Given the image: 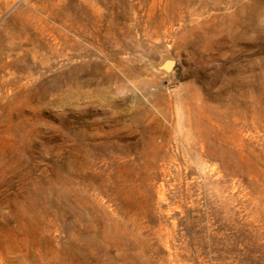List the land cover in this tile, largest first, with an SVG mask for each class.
Returning a JSON list of instances; mask_svg holds the SVG:
<instances>
[{
  "label": "rangeland",
  "instance_id": "374dc122",
  "mask_svg": "<svg viewBox=\"0 0 264 264\" xmlns=\"http://www.w3.org/2000/svg\"><path fill=\"white\" fill-rule=\"evenodd\" d=\"M262 260L264 0H0V264Z\"/></svg>",
  "mask_w": 264,
  "mask_h": 264
},
{
  "label": "water",
  "instance_id": "95a60500",
  "mask_svg": "<svg viewBox=\"0 0 264 264\" xmlns=\"http://www.w3.org/2000/svg\"><path fill=\"white\" fill-rule=\"evenodd\" d=\"M172 63L171 62H169L166 66H163V69L165 70V71H169L171 68H172Z\"/></svg>",
  "mask_w": 264,
  "mask_h": 264
},
{
  "label": "trees",
  "instance_id": "16d2710c",
  "mask_svg": "<svg viewBox=\"0 0 264 264\" xmlns=\"http://www.w3.org/2000/svg\"><path fill=\"white\" fill-rule=\"evenodd\" d=\"M248 247V246H247ZM264 260H262V262H263Z\"/></svg>",
  "mask_w": 264,
  "mask_h": 264
}]
</instances>
